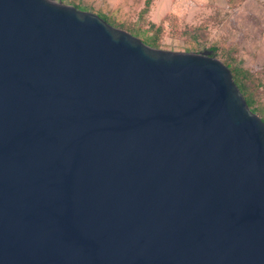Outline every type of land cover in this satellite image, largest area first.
<instances>
[{
	"label": "water",
	"instance_id": "95a60500",
	"mask_svg": "<svg viewBox=\"0 0 264 264\" xmlns=\"http://www.w3.org/2000/svg\"><path fill=\"white\" fill-rule=\"evenodd\" d=\"M0 264H264V122L229 69L0 0Z\"/></svg>",
	"mask_w": 264,
	"mask_h": 264
},
{
	"label": "rangeland",
	"instance_id": "374dc122",
	"mask_svg": "<svg viewBox=\"0 0 264 264\" xmlns=\"http://www.w3.org/2000/svg\"><path fill=\"white\" fill-rule=\"evenodd\" d=\"M144 1L108 0L102 2L105 10L95 14L133 36L142 30L155 34V49L206 53L232 78L234 69L248 74L247 89L255 101L249 108L264 121V0H152L143 13Z\"/></svg>",
	"mask_w": 264,
	"mask_h": 264
},
{
	"label": "trees",
	"instance_id": "16d2710c",
	"mask_svg": "<svg viewBox=\"0 0 264 264\" xmlns=\"http://www.w3.org/2000/svg\"><path fill=\"white\" fill-rule=\"evenodd\" d=\"M152 0H145L144 1V10L143 13H146L150 7ZM72 6L76 7L78 10H82L80 6H78V4H73ZM103 20H105L106 22L108 21L106 19V17L102 16ZM101 17V18H102ZM110 25L112 26V24L110 23ZM149 31L147 30H142L140 33H138V35H141V37H139L137 35V32L135 34L136 37H139L140 40L147 46L155 48L157 46V38L155 37V34L149 35L148 34ZM211 51L213 53L217 52L216 48H212ZM233 80L235 82V84L237 85V87L239 88L240 92L242 93V95L244 96V99L248 105V107H251L255 101L253 99V95L251 91H248L247 87V78H248V74L242 73L237 69H234L233 72ZM253 112H255V110H253ZM263 121V120H262ZM264 122V121H263Z\"/></svg>",
	"mask_w": 264,
	"mask_h": 264
},
{
	"label": "crops",
	"instance_id": "0c3cea01",
	"mask_svg": "<svg viewBox=\"0 0 264 264\" xmlns=\"http://www.w3.org/2000/svg\"><path fill=\"white\" fill-rule=\"evenodd\" d=\"M61 1H68L69 5L78 4L83 11H92L94 13H98L99 11L105 10V8H103L105 7L103 3L108 0H89V4L86 5L85 7L81 2L82 0H61Z\"/></svg>",
	"mask_w": 264,
	"mask_h": 264
}]
</instances>
